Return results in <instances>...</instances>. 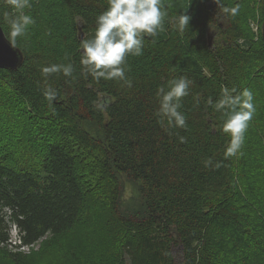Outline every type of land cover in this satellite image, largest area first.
Here are the masks:
<instances>
[{"label":"trees","instance_id":"16d2710c","mask_svg":"<svg viewBox=\"0 0 264 264\" xmlns=\"http://www.w3.org/2000/svg\"><path fill=\"white\" fill-rule=\"evenodd\" d=\"M237 4L235 17L222 11ZM107 7L31 0L23 61L0 67V264H264V0H164L163 31L127 57L131 87L82 71L81 42ZM6 12L0 0V21ZM184 12L182 35L171 21ZM58 63H71L75 79L45 81L41 68ZM181 76L192 81L187 125L170 127L157 115L158 88ZM46 86L57 92L51 106ZM222 86L250 89L255 106L227 159L226 117L208 104ZM125 179L137 207L123 202ZM13 225L39 249H9Z\"/></svg>","mask_w":264,"mask_h":264},{"label":"clouds","instance_id":"9594fccd","mask_svg":"<svg viewBox=\"0 0 264 264\" xmlns=\"http://www.w3.org/2000/svg\"><path fill=\"white\" fill-rule=\"evenodd\" d=\"M12 9V14H4L0 24L7 23L9 31L5 33L12 47H18V38H25L29 26L36 23L35 19L26 14V9L31 7V0H5ZM108 7L96 18L95 34L90 39H84L80 45L82 71L85 76H91L99 81L105 80L123 81L128 87L132 81L127 78V57L143 54L144 36L156 37L159 31H163V20L167 15L164 10V0H107ZM220 6V0H216ZM222 11L232 17L238 15L240 5L223 7ZM191 16L186 12L174 18L171 23L183 35L188 28ZM67 59V57H65ZM73 65L71 63L51 64L41 68L44 80L55 73H62L65 77H73ZM192 84L187 76H181L168 81V89L163 86L158 88L159 109L157 115L161 120L167 119L168 125L185 128L186 116L180 111L182 98L189 95ZM236 89L221 87L220 97L208 104L216 112H222L226 117L222 131L230 134V143L225 149L224 157L237 156L244 140L245 132L255 112L253 93L245 88L239 94ZM44 98L51 106L57 99L55 89L46 86ZM180 142H186L185 137H180ZM205 167L212 166L211 158L204 161ZM219 167V165H215Z\"/></svg>","mask_w":264,"mask_h":264},{"label":"water","instance_id":"95a60500","mask_svg":"<svg viewBox=\"0 0 264 264\" xmlns=\"http://www.w3.org/2000/svg\"><path fill=\"white\" fill-rule=\"evenodd\" d=\"M262 32L264 34V23ZM80 38L83 39L82 32L79 33ZM213 36L209 35V42L212 44ZM23 53L18 47H12L8 41L5 32L0 24V67L17 69L23 61Z\"/></svg>","mask_w":264,"mask_h":264},{"label":"rangeland","instance_id":"374dc122","mask_svg":"<svg viewBox=\"0 0 264 264\" xmlns=\"http://www.w3.org/2000/svg\"><path fill=\"white\" fill-rule=\"evenodd\" d=\"M263 23L264 22H262V27L261 28H263ZM254 24L257 25V26L260 25L258 23V21H257V23H254ZM125 182H126V185H125V194H124V201L123 202L125 203V206L126 207L132 208V207L136 206V203L137 202H139V199L137 198V196L135 194V184L132 181L128 180V179H125ZM39 247H40V243H38L37 246L36 247H33V248H34V250H38ZM8 248L9 249H15V247H12L10 245L8 246ZM22 249L25 250V252H29L30 250H32L30 248L28 250V248H26V247L25 248H22Z\"/></svg>","mask_w":264,"mask_h":264},{"label":"built area","instance_id":"2783aa9c","mask_svg":"<svg viewBox=\"0 0 264 264\" xmlns=\"http://www.w3.org/2000/svg\"><path fill=\"white\" fill-rule=\"evenodd\" d=\"M253 27H254V30L258 29V26L255 25L254 23H253ZM9 242L11 244L10 246L15 247V248L19 247L22 249V248L26 247V248H28V250L30 248V247L24 246V244L22 243V241L19 237V230L17 229V227L15 225H13V228L10 230ZM23 251H25V250H23Z\"/></svg>","mask_w":264,"mask_h":264}]
</instances>
